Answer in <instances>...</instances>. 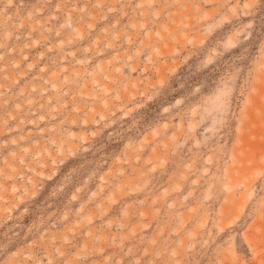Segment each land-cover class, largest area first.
Wrapping results in <instances>:
<instances>
[{
    "label": "rangeland",
    "instance_id": "obj_1",
    "mask_svg": "<svg viewBox=\"0 0 264 264\" xmlns=\"http://www.w3.org/2000/svg\"><path fill=\"white\" fill-rule=\"evenodd\" d=\"M0 264H264V0H0Z\"/></svg>",
    "mask_w": 264,
    "mask_h": 264
}]
</instances>
